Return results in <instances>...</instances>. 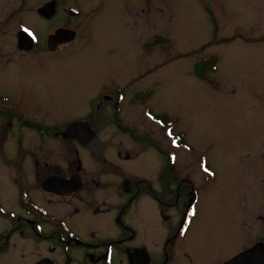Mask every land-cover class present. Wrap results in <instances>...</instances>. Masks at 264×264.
Wrapping results in <instances>:
<instances>
[{
    "label": "rangeland",
    "instance_id": "1",
    "mask_svg": "<svg viewBox=\"0 0 264 264\" xmlns=\"http://www.w3.org/2000/svg\"><path fill=\"white\" fill-rule=\"evenodd\" d=\"M40 1L0 0V63L11 59L0 67V94L62 131L94 110L89 100L101 84L135 80L118 111L101 99V115L109 108L113 116L97 136L101 152L114 163L118 150L121 159L134 156L117 160V173L154 179L170 151L178 173L195 174L199 186L205 179L185 241L200 262L264 236V0H61V9L75 3L81 14L49 22L36 14ZM22 27L38 36L41 55L56 28L77 35L59 52L19 57ZM211 56L217 68L200 78L195 64ZM145 106L154 119L142 116ZM7 121L0 115V131ZM61 147L59 137L58 157ZM9 177L0 175V202L14 196ZM129 222L145 244L143 227L160 225L154 201L139 199ZM6 264H15L10 255Z\"/></svg>",
    "mask_w": 264,
    "mask_h": 264
},
{
    "label": "flooded vegetation",
    "instance_id": "2",
    "mask_svg": "<svg viewBox=\"0 0 264 264\" xmlns=\"http://www.w3.org/2000/svg\"><path fill=\"white\" fill-rule=\"evenodd\" d=\"M51 1L55 2L54 14L49 18L41 17L37 9ZM60 1L41 0L36 14L48 22L60 15L68 19L81 14L77 4L61 9ZM71 30L75 37L53 50L46 40L48 53L42 55L40 50H34L44 46L30 30L35 42L28 50L17 48L21 53L19 57L33 53L34 57L41 58L59 52V47L75 40L77 33ZM10 61L5 58L0 67ZM134 81L121 86L111 84V88L101 84L96 89L89 100V108L95 106L94 110L66 124L81 122L84 125L81 126L84 131H78L79 139L64 138V130L47 124L44 118L25 114L10 102L7 93L0 94V115L8 120L2 130L5 150L0 152V175L5 173L6 176L10 171L9 179L14 186V196L0 202V264H6L9 255L15 264H186V261L189 264H231L229 262L238 255L264 245V236H256L250 245L235 254L231 251L200 262L186 249L185 241L200 201L201 182L205 179L200 178L199 186L193 179L195 174L178 173L177 157L170 151L161 154V166L154 179H129L123 177L122 172L117 173V160L134 156L121 159L118 150L114 163L101 152L105 143L97 136L100 137L101 127H106L109 117L110 122L113 117L109 108L101 115V99L107 102L106 107L116 106L118 111V104L130 92ZM112 100L114 102H109ZM140 113L143 117L155 118L149 107ZM137 117L139 121L140 115ZM87 129L94 135L85 141ZM166 134L170 135L169 129ZM59 137L64 149L60 157ZM66 143L70 145L68 151ZM81 151L88 156L82 159ZM142 197L154 201L160 223L155 228L143 227L145 244L138 242L141 237L129 222L130 214ZM241 264H264V248L253 251L249 260Z\"/></svg>",
    "mask_w": 264,
    "mask_h": 264
},
{
    "label": "water",
    "instance_id": "3",
    "mask_svg": "<svg viewBox=\"0 0 264 264\" xmlns=\"http://www.w3.org/2000/svg\"><path fill=\"white\" fill-rule=\"evenodd\" d=\"M54 12H55V2L54 1L45 3L37 9V13L44 18L51 17L54 14ZM70 12H72V10H70ZM74 37H75V32L73 30H70L67 28H57L55 32L52 35H50L48 38L47 43H48L49 49L53 50L59 43H66ZM32 43H33V38L29 35V33L25 32L24 30H21L17 33V48L19 50L30 49L32 46ZM81 126H84L81 122L69 123L63 131V134H62L63 137L64 138L76 137L77 139H79L78 137L80 133L84 131V130H81L82 129ZM78 131L80 133H78ZM93 135L94 134L90 132V130L87 129L85 141L91 140ZM261 248H264V245L261 244L259 245V247H256V248L254 247L252 250L246 251L238 255L229 263L231 264L244 263L245 261L249 260L250 254L253 251H256Z\"/></svg>",
    "mask_w": 264,
    "mask_h": 264
},
{
    "label": "trees",
    "instance_id": "4",
    "mask_svg": "<svg viewBox=\"0 0 264 264\" xmlns=\"http://www.w3.org/2000/svg\"><path fill=\"white\" fill-rule=\"evenodd\" d=\"M215 62L216 60L213 59L212 56L211 59H203L201 61H198L195 64L194 73L198 75L200 78H202L204 76V71L206 69L215 70L217 68V64Z\"/></svg>",
    "mask_w": 264,
    "mask_h": 264
}]
</instances>
